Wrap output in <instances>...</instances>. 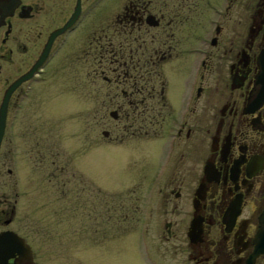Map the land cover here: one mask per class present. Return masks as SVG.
Instances as JSON below:
<instances>
[{
  "label": "flooded vegetation",
  "instance_id": "obj_1",
  "mask_svg": "<svg viewBox=\"0 0 264 264\" xmlns=\"http://www.w3.org/2000/svg\"><path fill=\"white\" fill-rule=\"evenodd\" d=\"M179 70L188 89L177 112L166 74ZM82 71L133 134L171 137L145 194L144 232L154 215L186 264H264V0H0L7 262L23 261L22 237L35 264V228L30 239L19 226L20 152L34 165L51 154L29 100Z\"/></svg>",
  "mask_w": 264,
  "mask_h": 264
},
{
  "label": "rangeland",
  "instance_id": "obj_2",
  "mask_svg": "<svg viewBox=\"0 0 264 264\" xmlns=\"http://www.w3.org/2000/svg\"><path fill=\"white\" fill-rule=\"evenodd\" d=\"M166 75L167 98L179 112L186 76L183 82L180 70ZM88 78L84 71L68 73L59 89L39 90L29 100L51 151L35 165L25 149L19 155V226L30 239L35 228V264H186L174 239H160L154 215L144 232L145 194L151 197L171 137L133 134L136 126L114 119L108 112L115 107L102 104L106 91L95 99Z\"/></svg>",
  "mask_w": 264,
  "mask_h": 264
},
{
  "label": "water",
  "instance_id": "obj_3",
  "mask_svg": "<svg viewBox=\"0 0 264 264\" xmlns=\"http://www.w3.org/2000/svg\"><path fill=\"white\" fill-rule=\"evenodd\" d=\"M110 114L114 116L115 115V111L114 110L110 111ZM0 236H1V234H0ZM261 236H262V239H263L264 238V230L262 231ZM0 239H1V237H0ZM16 239L18 240L17 236H16ZM18 241H19V243L15 247V250L19 252L20 259H22L23 261L22 262L8 263L7 262L6 252H5L4 249H3V252H1L2 248L0 247V264H28V263H31L30 248H29L28 244L25 243V241H24V239L22 237H20ZM257 251L264 252V246L259 247L257 249Z\"/></svg>",
  "mask_w": 264,
  "mask_h": 264
}]
</instances>
